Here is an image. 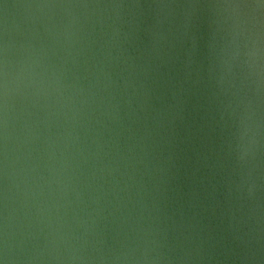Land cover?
Returning a JSON list of instances; mask_svg holds the SVG:
<instances>
[{
    "label": "water",
    "instance_id": "obj_1",
    "mask_svg": "<svg viewBox=\"0 0 264 264\" xmlns=\"http://www.w3.org/2000/svg\"><path fill=\"white\" fill-rule=\"evenodd\" d=\"M0 264H264V0H0Z\"/></svg>",
    "mask_w": 264,
    "mask_h": 264
}]
</instances>
